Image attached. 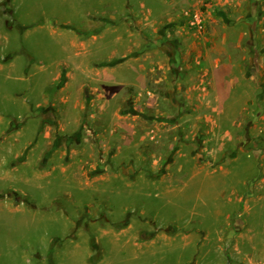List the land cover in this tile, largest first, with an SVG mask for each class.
<instances>
[{
  "label": "rangeland",
  "instance_id": "rangeland-1",
  "mask_svg": "<svg viewBox=\"0 0 264 264\" xmlns=\"http://www.w3.org/2000/svg\"><path fill=\"white\" fill-rule=\"evenodd\" d=\"M0 264H264V0H0Z\"/></svg>",
  "mask_w": 264,
  "mask_h": 264
}]
</instances>
